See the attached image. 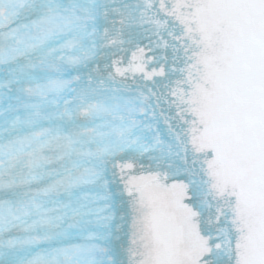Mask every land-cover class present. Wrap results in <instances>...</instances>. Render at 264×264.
I'll return each instance as SVG.
<instances>
[{"label":"snow or ice","instance_id":"obj_1","mask_svg":"<svg viewBox=\"0 0 264 264\" xmlns=\"http://www.w3.org/2000/svg\"><path fill=\"white\" fill-rule=\"evenodd\" d=\"M0 264H264V0H0Z\"/></svg>","mask_w":264,"mask_h":264}]
</instances>
